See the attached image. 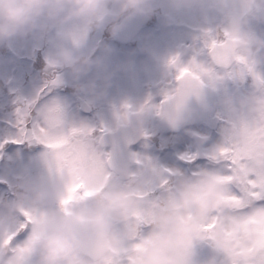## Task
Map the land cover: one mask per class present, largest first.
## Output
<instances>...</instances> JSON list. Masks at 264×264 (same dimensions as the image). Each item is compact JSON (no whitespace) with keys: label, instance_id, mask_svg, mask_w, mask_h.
I'll return each instance as SVG.
<instances>
[{"label":"snow or ice","instance_id":"1","mask_svg":"<svg viewBox=\"0 0 264 264\" xmlns=\"http://www.w3.org/2000/svg\"><path fill=\"white\" fill-rule=\"evenodd\" d=\"M204 47L205 61L193 59L187 64H179L178 57L169 59V65L175 68L173 86L156 103L159 107L178 106L190 97H198L205 84L215 80H248L251 91L264 90V73L257 71L256 59L238 54L235 46L221 39L218 33L210 34ZM50 83H59V78ZM48 86L46 83L43 88ZM29 116L30 112L24 113L17 108V130L24 139H13L11 143L30 140L43 144L49 150L52 157L49 171L55 180V207L49 206L48 193L44 191L42 201L23 207L20 215L13 218L8 226L0 224V251L19 254L20 264H34L31 236L50 216L56 211L68 214L71 205L87 201L96 190L93 184L96 178L105 182H124L125 175L118 171L120 168L127 174L140 173L150 179L142 190L134 193L137 206L127 218L118 222L124 242L113 249L101 264H136L146 246L145 233L160 204L172 196L176 179L208 168L223 174L229 181L232 203L222 207L211 223L199 226L201 235L190 244L193 253L198 243L212 248L219 233L229 244L221 250V264H264V218L257 221L244 215L236 222H230L234 211L264 206V111L252 114L232 111L229 107L227 115L218 117L223 124L221 133L230 124L243 139L229 137L203 152L182 153L176 168L161 167L150 157L133 151H129L127 163L120 166L106 145L105 134L109 131L106 127L87 124L65 126L60 121L51 126L39 122L33 125ZM143 135L147 138V133ZM189 264L199 262L192 256Z\"/></svg>","mask_w":264,"mask_h":264},{"label":"clouds","instance_id":"2","mask_svg":"<svg viewBox=\"0 0 264 264\" xmlns=\"http://www.w3.org/2000/svg\"><path fill=\"white\" fill-rule=\"evenodd\" d=\"M189 3L196 0H187ZM222 11L224 22L218 31L221 39L231 42L238 54L251 59H264V36L253 31L252 21L264 20V0H214ZM151 11V0H0V42L14 36H23L35 29L47 32L53 25L78 22L79 28L66 32L73 47H59L45 60V71L56 76L67 69L74 76L85 72L96 63L77 51L80 43L94 29L107 28L115 33L124 21ZM232 111L257 114L264 111V90L249 91L235 102L229 101ZM173 123H183L186 117L169 111ZM130 119L135 128L137 117ZM243 139L229 124L219 141L227 138ZM125 175L122 183L93 181L95 191L84 202L70 206L68 214L56 211L31 236L34 264H101L112 250L124 242L118 222L127 218L137 206L134 193L142 190L150 177L136 173ZM229 181L212 168L181 176L175 181V190L165 199L145 233L146 246L136 264H189L193 256L191 242L201 235L199 226L211 223L216 213L230 205ZM45 193L37 192L27 201L0 212V224L8 226L28 204L39 203ZM244 215L259 221L264 218V206L234 211L230 222ZM229 247L217 233L212 254L199 264H221V250ZM0 264H20L16 253L0 251Z\"/></svg>","mask_w":264,"mask_h":264},{"label":"flooded vegetation","instance_id":"3","mask_svg":"<svg viewBox=\"0 0 264 264\" xmlns=\"http://www.w3.org/2000/svg\"><path fill=\"white\" fill-rule=\"evenodd\" d=\"M144 15L132 25L124 21L115 35L110 34L106 27L90 31L77 51L97 61L84 72L85 94L91 108L87 114L96 117L86 120L85 124L101 125L104 122L99 119L101 116L97 110L113 128L127 124L131 112H140L143 133H147V138L143 135V140L150 141L169 138L170 135L160 128L164 106L161 108L156 104L173 86L175 68L169 65V59L176 56L179 64H187L193 59L205 61L204 45L210 34L218 33L224 17L214 0H196L193 3L187 0H151V11ZM250 27L264 36V20L252 21ZM78 28V22H69L53 25L47 32L37 29V39L40 45L60 42L73 45L64 34ZM59 35L62 38L58 40ZM105 52H112L111 67L108 70L103 68L101 72L100 63ZM257 61V71L264 73V59ZM205 86L212 95L210 115L193 125L205 129L214 125V129H207L203 134L208 139L222 127L218 117L227 115L229 101L235 102L246 95L251 91V84L248 80H215ZM125 89L136 99V103L124 99L122 92ZM96 100L103 103L96 104ZM124 104H133L136 109L126 108ZM215 119L217 122H214ZM149 128L153 130L149 131Z\"/></svg>","mask_w":264,"mask_h":264},{"label":"rangeland","instance_id":"4","mask_svg":"<svg viewBox=\"0 0 264 264\" xmlns=\"http://www.w3.org/2000/svg\"><path fill=\"white\" fill-rule=\"evenodd\" d=\"M61 38H62L61 35L57 36L58 40ZM3 44L8 46L10 52L13 54L12 57H16V58H19L22 56L29 57L35 51L39 50L41 52V55L44 57V60H46V58L59 47H73V45H68V44L61 43V42L56 45L55 44H50V45L45 44V47H43L42 45H40L37 39L36 29L30 33V37L28 38V40H25L21 36H14L6 41H3ZM102 55H103V61L100 63L101 72L103 68L105 70H108L109 67H111V64H109V62L112 60V52H105ZM7 63H8V60L5 57L0 56V69H1L2 76L4 77V79H8V78L10 79L11 77V82L13 84L19 83L22 80L20 75L16 72L13 73L12 69H8ZM59 71L63 73V78L60 83L55 84V88H57L60 85H64V86L73 85L77 87L81 85L79 91L76 92L77 93L76 96L81 97V99H79L80 101L85 98L88 99L87 98L88 96H86L85 94V84H84L85 74L84 72L74 76L67 69H61ZM98 73H99V70H98ZM33 80L34 81H32L30 85L25 87L20 93L24 95L25 97H27L29 100H32L35 98L36 92L38 96L39 95L43 96L45 94V89L43 88V80H36L34 78ZM112 86H115V85L113 84ZM42 88H43V91H41ZM122 94L126 101L129 102L130 100L136 103V99L133 98L126 89L123 90ZM93 97L98 98L96 96H93ZM69 98L74 101L76 100V97L74 98L70 96ZM66 100L67 99H64V98L63 99L62 98L60 99L51 98L49 100L43 99L42 105L40 106L38 105L37 107H35L37 114L32 117V120H31L32 124L34 125L39 122V123H45L46 125L51 126L55 124L57 121H60L65 126L69 124L79 125L76 122L78 120L75 118V115L71 111H69V109L67 108ZM115 100H116V96H114V102ZM96 101H97L96 104L103 103V101L101 100H96ZM222 113L224 115L226 114L225 112H222ZM97 114L101 116L102 119L104 120V122L101 125L111 128L110 121H107V119H105V116L101 114L100 110H97ZM222 127L220 128V132H218V134L220 135H221ZM148 130L152 131L153 128H149ZM196 130L197 128L188 129L184 131L183 134H181V136L178 137V141H177V138L175 139V143L174 145L172 144V146L174 147L177 156H180L182 153H189V146L187 145V141L190 142L189 138L191 137V134L193 132H196ZM2 133H3V129L1 128L0 142L4 140V135ZM15 134L16 133L14 132V130L11 129V130L6 131L5 136L8 139H20V137L17 134L16 136ZM220 135L215 136L213 139V142H216V143L219 142ZM170 137H171V140H173V135H171ZM176 141L179 143H176ZM27 142L30 145L35 143L30 140H27ZM213 142L211 145L207 147V149H210L215 144ZM43 146L44 145H42L41 148ZM20 150L21 148L17 144L12 145L8 151H6V149L4 151L0 150V156H1L0 182L4 183L7 189H8V185H11L12 187L11 192L14 194L13 196H15V199L18 197L19 202H22V203L30 199L37 192L46 191L48 193V199L50 201L49 206L54 208L55 200L53 197H54V189H55V180H54L53 174H51L49 171V164L51 163V159H52L51 153L49 152V150H44L42 148L39 150V152L35 156H32V154H29V153H26L27 155L22 154ZM140 151H143L144 153L142 152H137V153L150 157L155 162L154 155L152 153H150L147 150H140ZM25 156H28V157H25ZM9 161H11V163H9ZM162 162L163 164L167 166V168L178 167L177 162L172 155H170V158H166ZM15 185L20 186L22 189L14 188ZM23 190L27 191V193H23ZM2 195H3V189L0 186V198ZM9 199H11V197ZM1 204L2 203L0 202V205ZM195 261L199 262V260H195Z\"/></svg>","mask_w":264,"mask_h":264},{"label":"water","instance_id":"5","mask_svg":"<svg viewBox=\"0 0 264 264\" xmlns=\"http://www.w3.org/2000/svg\"><path fill=\"white\" fill-rule=\"evenodd\" d=\"M174 107L175 106H168L167 105V109L165 108V112H166V115H165V118H164V120H163V122L161 123V125H162V127H164V128H166V129H175L176 127H178L179 126V124H178V126H175V125H173V123H172V121H171V118H170V116H169V111L171 110V111H176L175 109H174ZM186 111H189V110H186ZM183 112H185V111H183ZM132 116H135V117H137L138 119H137V121H136V125H135V128L133 127V122H132V120L130 121V125L129 126H127L128 128H129V130H127V131H125V132H123V134H125V135H127V134H133V135H136V136H140V130H141V121H140V118H139V115L138 114H132L131 115V117ZM182 124V123H181ZM168 126H169V128H168ZM124 129V128H123ZM122 129V130H123ZM118 132V156H120L123 160H125V151L124 150H126V148H125V144H124V142L123 141H121L120 139H119V136H121V133H119V131H117ZM117 132L116 133H114V134H106L105 135V140H107V139H109V138H111V137H116V135H117ZM122 132V131H121ZM109 137V138H108ZM113 142V144H114V141H112ZM115 145V144H114ZM121 149H122V152H121ZM113 154H115V152H113ZM212 254V249L210 248V246L209 245H207V244H205L202 248H201V250H200V255H201V258H202V261L203 260H205V259H207L208 258V256H210Z\"/></svg>","mask_w":264,"mask_h":264},{"label":"trees","instance_id":"6","mask_svg":"<svg viewBox=\"0 0 264 264\" xmlns=\"http://www.w3.org/2000/svg\"><path fill=\"white\" fill-rule=\"evenodd\" d=\"M11 96H12V93L7 90L6 80L4 79L2 74L0 73V113H1V111L6 112L9 110V109L5 108L4 106L9 104ZM16 117H17V115H16ZM198 244H196V245H198Z\"/></svg>","mask_w":264,"mask_h":264}]
</instances>
